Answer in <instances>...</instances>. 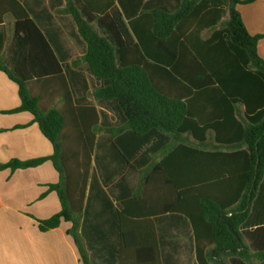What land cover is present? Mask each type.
<instances>
[{
    "label": "trees",
    "instance_id": "1",
    "mask_svg": "<svg viewBox=\"0 0 264 264\" xmlns=\"http://www.w3.org/2000/svg\"><path fill=\"white\" fill-rule=\"evenodd\" d=\"M68 1L86 47L74 64L86 65L101 83L94 98L116 105L124 124L103 129L96 106L75 104L61 62L16 2L7 49L0 36V71L18 85L21 100L10 113H31L53 154L12 160L0 170L52 162L59 182L49 190L61 211L37 221L39 230L70 222L68 234L90 264L79 231L97 135L121 132L125 162L149 145L161 158L142 171L137 192L121 203L117 264H162L151 217H135L145 205L155 216L173 212L190 221L199 264H254L252 258L264 264V59L258 51L264 34H250L237 9L256 0H178L174 11L158 6L139 15H123L116 0L100 12ZM57 99L61 108L54 106ZM127 225L143 231L139 255L126 252L137 246Z\"/></svg>",
    "mask_w": 264,
    "mask_h": 264
},
{
    "label": "crops",
    "instance_id": "2",
    "mask_svg": "<svg viewBox=\"0 0 264 264\" xmlns=\"http://www.w3.org/2000/svg\"><path fill=\"white\" fill-rule=\"evenodd\" d=\"M16 2L27 11L61 62L75 104L96 106L103 129L122 127L123 118L116 111V105L101 104L94 98L93 93L101 83L89 73L83 62L74 64L84 56L86 47L68 14L69 1L0 0V36L3 35L6 40V49L14 36L15 13L19 12ZM72 3L79 10L92 8L100 12L108 1L72 0ZM177 3L178 0H116L115 5L123 15H139L146 8L175 7ZM249 5L264 9V0L237 6L249 33L257 35L260 34L257 24L264 19V12L253 13L256 21L252 20L253 16L249 20L250 11L245 7ZM261 42L258 51L262 57ZM20 104L18 85L0 71V165L12 160L27 161L53 154L52 144L42 134L38 124L34 123L31 113H10ZM54 106L61 108V101L57 99ZM122 138L121 132L113 137L105 130L97 135L79 231L80 237L87 239L85 249L90 264H117L120 248L118 214L123 211L121 203L137 192L142 171L161 158V154L152 151L149 145L134 159L125 162L120 154L127 147L121 144ZM190 142L197 144L192 138ZM58 182L59 174L51 161L34 168L0 170V264H84L77 245L68 234L72 226L70 222L63 221L58 228L48 232H41L38 228L37 221L46 220L61 211L57 193L49 190V185ZM145 206L140 208L143 214L135 217H151L149 219L155 225L162 264H199L190 221L173 212L155 216L148 213ZM144 221L134 220V223ZM139 228L126 226L127 232H134L132 243H137L136 247L126 252L138 255L143 252L141 247L144 244L139 240L143 231ZM237 261L234 259V263ZM252 262L261 264L255 258H252ZM228 264H231L229 260Z\"/></svg>",
    "mask_w": 264,
    "mask_h": 264
},
{
    "label": "rangeland",
    "instance_id": "3",
    "mask_svg": "<svg viewBox=\"0 0 264 264\" xmlns=\"http://www.w3.org/2000/svg\"><path fill=\"white\" fill-rule=\"evenodd\" d=\"M210 2L213 3V4H226V5H227V0H210ZM245 7H247L246 9H248V10L250 11L249 16H248V19H249V20L252 19L253 13L257 12V13H260V14H261L262 12H264V9H263V8H258L259 6H258L257 8H256L255 6L253 7V6H251V5H249V6H245ZM167 9H168L169 11H174L175 8H174L173 6L168 5V6H167ZM258 15H259V14H258ZM253 17H254V18H253L252 20L256 21V20H255V16H253ZM227 18H228V15L225 16V19H227ZM94 24H95V26H96L98 32H99L101 35H103V36H108V34L105 32L104 29L100 28V27L97 25V23H94ZM257 25H258V28H259V30H260V31H259L260 34H264V19L262 18V20H260L259 23H258ZM78 50H80L79 46H78ZM260 52H261V54H262V58H264V38L262 39V42H261ZM96 153H97V155H99V150H97ZM98 160H99V158H97V161H98ZM70 236H71L72 240H73L74 243H75V239H74L73 235L70 234ZM79 245H80V248L85 249V248L87 247V239L84 238V237H80V243H79ZM85 250H86V249H85ZM188 257L193 258V255L188 254ZM191 264H193V262H192Z\"/></svg>",
    "mask_w": 264,
    "mask_h": 264
}]
</instances>
